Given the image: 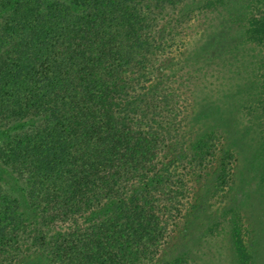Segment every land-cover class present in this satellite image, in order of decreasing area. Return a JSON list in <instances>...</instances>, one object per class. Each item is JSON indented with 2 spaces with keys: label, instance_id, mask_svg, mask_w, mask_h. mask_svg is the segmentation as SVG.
I'll list each match as a JSON object with an SVG mask.
<instances>
[{
  "label": "trees",
  "instance_id": "16d2710c",
  "mask_svg": "<svg viewBox=\"0 0 264 264\" xmlns=\"http://www.w3.org/2000/svg\"><path fill=\"white\" fill-rule=\"evenodd\" d=\"M232 3L0 0V164L13 176L0 182V264L34 252L49 264H169L160 249L215 155L208 199L230 181V148L189 123L192 77L180 71L203 56L193 20L240 18ZM232 210L207 229L224 228L235 264H253Z\"/></svg>",
  "mask_w": 264,
  "mask_h": 264
},
{
  "label": "rangeland",
  "instance_id": "374dc122",
  "mask_svg": "<svg viewBox=\"0 0 264 264\" xmlns=\"http://www.w3.org/2000/svg\"><path fill=\"white\" fill-rule=\"evenodd\" d=\"M231 2L237 4L242 19L205 12L193 20L188 37L203 47V56L200 65L190 61L180 71L188 70L192 77L188 89L183 87L194 101L187 114L189 123L196 131H216L219 153L230 148V181L221 194L208 199V181L221 167L215 155L207 174L194 183L193 206L160 249L157 259H167L169 264H178L184 257L195 264H235L227 231L207 229L230 208V214L240 218L241 236L253 264H264V0ZM249 14L247 21L243 19ZM12 178L0 164V182L8 185ZM6 189L21 197L10 186ZM23 263L49 264L38 252L17 262Z\"/></svg>",
  "mask_w": 264,
  "mask_h": 264
}]
</instances>
